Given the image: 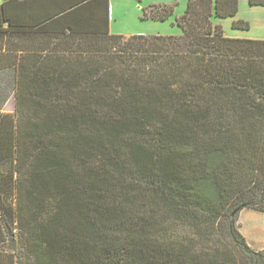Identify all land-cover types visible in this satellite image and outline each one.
I'll return each mask as SVG.
<instances>
[{
	"label": "trees",
	"instance_id": "16d2710c",
	"mask_svg": "<svg viewBox=\"0 0 264 264\" xmlns=\"http://www.w3.org/2000/svg\"><path fill=\"white\" fill-rule=\"evenodd\" d=\"M239 1L187 0L182 35L127 39L109 0L0 5V264H264L237 226L264 213V40L212 22Z\"/></svg>",
	"mask_w": 264,
	"mask_h": 264
},
{
	"label": "rangeland",
	"instance_id": "374dc122",
	"mask_svg": "<svg viewBox=\"0 0 264 264\" xmlns=\"http://www.w3.org/2000/svg\"><path fill=\"white\" fill-rule=\"evenodd\" d=\"M187 0H109V20L112 34L122 35L125 39L132 35H182L181 29L176 25L175 19L178 18L186 8ZM172 5L173 15L165 22L141 20L143 11L149 13L153 6ZM263 9L249 7L247 0H240L239 16L249 24V30H233L231 21L234 19H212L213 24L221 25L224 35L231 38L233 34H244L245 37L264 40V14ZM234 22V21H233ZM12 71L0 73V111L13 113L15 109L14 83ZM253 210L243 209L237 218L239 232L242 233L247 245L257 251L258 247L253 246L249 221L252 219L250 214ZM261 216V215H260ZM253 220V219H252ZM254 221V220H253ZM19 243H9L6 247L8 252L19 251ZM14 247V251L11 249Z\"/></svg>",
	"mask_w": 264,
	"mask_h": 264
},
{
	"label": "crops",
	"instance_id": "0c3cea01",
	"mask_svg": "<svg viewBox=\"0 0 264 264\" xmlns=\"http://www.w3.org/2000/svg\"><path fill=\"white\" fill-rule=\"evenodd\" d=\"M22 1V0H19ZM37 3H35L34 7L32 9L29 8H24V10H20L17 9L13 10L12 13L19 15V13H34V14H38V13H56V11L54 9H56L57 7H61V6H67V3H69L70 1L73 3L75 2V0H54L55 1V5H52L54 8H52V6L50 7L49 5H46V3H43L45 0H35ZM240 3V1H239ZM39 4L43 7V8H38ZM248 4V3H247ZM37 7V8H36ZM50 7V8H49ZM46 8V10H44ZM253 8H261L263 9L264 7H253ZM239 13V11H238ZM263 14H264V10H263ZM234 20L231 21V24L233 21H237L240 18L239 14L236 15L235 18H233ZM237 19V20H235ZM0 20H1V12H0ZM7 27L6 24L3 25V28ZM36 28V27H34ZM60 27H57V30L59 31ZM32 27H25V28H20L18 26H15L12 30H31ZM232 29V27L230 28ZM109 32L110 34H112L111 30H110V21H109ZM231 38H238V39H252L251 37L247 36L245 37L244 34H233V36H231ZM252 40H263V39H252ZM11 41H14V36L11 37ZM3 52V51H2ZM7 71H12L11 73L13 74V78H14V69L10 68V69H5V70H0V73H4ZM261 215V216H260ZM250 217L254 220V222L252 223V225L250 226L251 229V238H252V245L258 247L257 251H260L262 249H264V213H259L256 211H252V213L250 214Z\"/></svg>",
	"mask_w": 264,
	"mask_h": 264
},
{
	"label": "built area",
	"instance_id": "2783aa9c",
	"mask_svg": "<svg viewBox=\"0 0 264 264\" xmlns=\"http://www.w3.org/2000/svg\"><path fill=\"white\" fill-rule=\"evenodd\" d=\"M6 0H0V5L3 3V2H5Z\"/></svg>",
	"mask_w": 264,
	"mask_h": 264
},
{
	"label": "bare ground",
	"instance_id": "6f19581e",
	"mask_svg": "<svg viewBox=\"0 0 264 264\" xmlns=\"http://www.w3.org/2000/svg\"><path fill=\"white\" fill-rule=\"evenodd\" d=\"M249 222H250V224L252 225V223H253L254 221H253L252 219H250V221H249Z\"/></svg>",
	"mask_w": 264,
	"mask_h": 264
}]
</instances>
